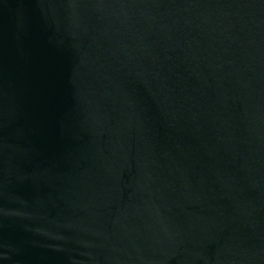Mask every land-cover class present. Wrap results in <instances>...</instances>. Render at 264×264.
Wrapping results in <instances>:
<instances>
[{
    "label": "water",
    "instance_id": "1",
    "mask_svg": "<svg viewBox=\"0 0 264 264\" xmlns=\"http://www.w3.org/2000/svg\"><path fill=\"white\" fill-rule=\"evenodd\" d=\"M0 264H264V0H0Z\"/></svg>",
    "mask_w": 264,
    "mask_h": 264
}]
</instances>
